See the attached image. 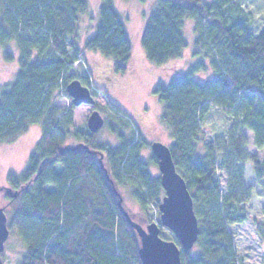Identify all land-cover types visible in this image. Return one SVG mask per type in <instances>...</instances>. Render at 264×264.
Wrapping results in <instances>:
<instances>
[{"label":"trees","instance_id":"obj_1","mask_svg":"<svg viewBox=\"0 0 264 264\" xmlns=\"http://www.w3.org/2000/svg\"><path fill=\"white\" fill-rule=\"evenodd\" d=\"M235 1L155 0L140 34L145 59L162 69L178 72L176 64L189 47L188 22H193V46L202 50L197 52L202 58L185 72L153 89L199 225L196 244L183 253L182 264H240L228 227L246 219L243 165L250 162L256 180L264 179V160L247 155L246 137L239 131L249 130L255 147L264 148V23L255 35L248 20L238 23L239 18L223 15ZM86 10L87 0H0V44L15 43L18 49L15 78L0 92V145L13 143L30 126L41 129L27 168L7 177L12 191H19L17 198L9 197L7 223L9 235L24 244L16 264H141L139 238L109 179L115 189L129 187L143 210L151 203L158 207L160 180L149 173V164L157 161L153 155L149 163L141 159L144 139L110 126L118 142L101 144L98 132L78 130L72 111L55 104L72 80L89 86L73 66L84 50L113 59L118 74L128 67L131 43L113 0H99L93 32L79 49L77 32ZM2 56L13 60L9 51ZM200 73L209 76L200 79ZM210 110L231 121L228 131L213 139L202 127ZM129 122L123 121L121 129H131ZM70 139L86 148L63 151ZM218 166L227 177L224 194L216 179ZM255 231L264 241V219Z\"/></svg>","mask_w":264,"mask_h":264},{"label":"rangeland","instance_id":"obj_2","mask_svg":"<svg viewBox=\"0 0 264 264\" xmlns=\"http://www.w3.org/2000/svg\"><path fill=\"white\" fill-rule=\"evenodd\" d=\"M154 1L113 0V6L125 23L131 43V55L126 73L118 74L114 68L113 59L106 58L96 51L84 50V41L93 32L99 8V0H87V10L80 18L77 32V45L79 49L84 50V56L73 64L74 73L89 81L88 87L95 98L94 110H97L104 119V126L97 134V141L110 146L117 144L118 140L110 132V126L118 127L119 132L129 138L133 130L135 138L139 135L146 143L140 150V157L148 163L152 155L150 150L152 142L159 141L168 147L172 143L168 128L161 122L162 106L153 95V89L157 84L168 83L175 75L185 72L190 64L202 58L197 54L202 50L193 46V22H188L185 36L189 47L183 54V58L176 64L178 72L162 69L145 59L139 39L146 23V16ZM213 1L215 0H200L199 4H209ZM223 15L230 16L233 20H237L236 17L239 18L238 23L244 19L248 20L249 31L257 35L264 23V0H236L227 6ZM4 51L12 54V61L8 62L3 58ZM17 56L18 49L15 43L0 44V92L15 78ZM197 76L205 79L209 73H200ZM55 104L61 111H72L75 128L82 132H89L86 121L92 111V106L75 107L72 105L71 98L65 94H60ZM127 119L130 121L131 129L123 130L121 124ZM230 123L229 118L222 115L220 111L210 110L209 117L202 127L213 139L219 133H226ZM239 131L246 137L244 148L247 155H255L259 160H264V148L255 147L253 134L244 128ZM40 136V125H33L13 143L0 145V187L10 188L8 175L18 176L27 168L29 156L34 151ZM222 143L224 147L227 146L226 139ZM75 144L77 142L73 139L66 142L67 146ZM149 173L153 177L160 176L157 164H149ZM216 179L221 194H224L227 177L225 171L219 166L216 169ZM243 181L248 194V200L244 204L246 219L243 223L229 226L228 229L232 235L233 247L240 264H264V241L255 231L256 222L264 219V179L256 180L251 163L246 162L243 165ZM116 191L121 198L122 207L135 222L142 227L153 222L160 225V213L155 204L151 203L146 210H143L131 196L129 187H120ZM163 196L164 191L162 190L158 196L159 203ZM119 197L117 196L118 199ZM9 199L4 191H0V208H4L7 223L11 204ZM159 234L163 240L178 242L173 233L165 227L160 226ZM23 252L22 239L16 234L9 235L3 251V264H16Z\"/></svg>","mask_w":264,"mask_h":264},{"label":"water","instance_id":"obj_3","mask_svg":"<svg viewBox=\"0 0 264 264\" xmlns=\"http://www.w3.org/2000/svg\"><path fill=\"white\" fill-rule=\"evenodd\" d=\"M66 93L75 107L80 105L93 106L95 104V98L89 87L82 85L77 79L67 84ZM86 125L90 133H96L104 126V119L97 110H93L87 118ZM80 147L86 148L84 145H76L73 147L66 146L62 150H76ZM150 150L157 161L160 186L164 191V196L158 204L160 225L153 222L142 227L126 213L121 207V198L103 165L102 153H99L98 162L119 197L118 206L122 214L139 238L138 256L140 263L182 264L183 253L192 250L199 235V225L193 209V200L184 179L176 170L170 148L159 141H155L150 144ZM0 191H4L12 199L17 198L19 194V191L13 192L8 187H0ZM160 226L169 229L178 242L163 240L159 234ZM8 237L7 216L4 208H0V264H3L1 255Z\"/></svg>","mask_w":264,"mask_h":264},{"label":"flooded vegetation","instance_id":"obj_4","mask_svg":"<svg viewBox=\"0 0 264 264\" xmlns=\"http://www.w3.org/2000/svg\"><path fill=\"white\" fill-rule=\"evenodd\" d=\"M94 106H95V105L92 106V111L94 110Z\"/></svg>","mask_w":264,"mask_h":264}]
</instances>
